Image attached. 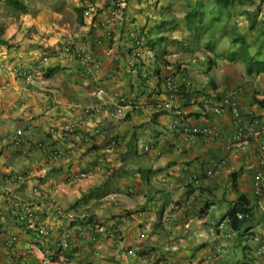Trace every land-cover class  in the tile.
Segmentation results:
<instances>
[{
    "label": "crops",
    "instance_id": "obj_1",
    "mask_svg": "<svg viewBox=\"0 0 264 264\" xmlns=\"http://www.w3.org/2000/svg\"><path fill=\"white\" fill-rule=\"evenodd\" d=\"M20 1L28 13L0 0V264H39L17 256L34 240L52 264H264L261 143L238 137L221 100L238 91L245 127L264 118V72L219 56L239 33L264 60V0H121L108 23L114 0ZM167 75L191 85L170 99ZM241 196L252 216L237 231L227 213Z\"/></svg>",
    "mask_w": 264,
    "mask_h": 264
},
{
    "label": "built area",
    "instance_id": "obj_2",
    "mask_svg": "<svg viewBox=\"0 0 264 264\" xmlns=\"http://www.w3.org/2000/svg\"><path fill=\"white\" fill-rule=\"evenodd\" d=\"M121 0H114L113 5L109 8L107 12V16L105 17V22H111L112 19L117 15L118 10L121 8ZM71 44H67L63 51L66 53L70 52ZM28 79L31 78V73H25L24 74ZM163 84L165 86L166 92L170 99L176 98L182 90V87H189L191 85L189 80H182L179 82L177 78L174 75H167L163 79ZM238 91H227L221 96V100L224 105L230 107L232 109V115L234 121H236L239 125V133L238 137H241L245 132H248L250 136L261 143L260 151L264 155V118L260 116H256L252 118V121L248 127H245L241 123L240 119V113L239 109L237 107L236 103V97H237ZM126 97H122L121 101H126ZM86 114H91V111H86ZM179 126L181 127L182 131L187 134H198L203 133L205 136H212L215 134L213 130H210L208 128L205 129H199L196 127L190 128L187 125L182 124V122L179 123ZM19 133L21 131L19 130ZM115 144V142H113ZM153 143L147 144L144 149L146 151L151 150L153 148ZM216 173V170L208 171L209 175H214ZM82 177L87 176L86 173L81 174ZM258 181L256 183V192L261 193L262 192V177L261 174L258 177ZM11 206L14 211V213L25 223V225L32 230L35 231L36 236L40 239H46L50 236L51 232L50 229L45 225L43 222L42 217L40 216L39 212L37 210H34L33 207H31L28 204H25L22 199H20L17 195H13L11 197ZM244 217L243 213H238V218L242 219ZM81 234H83V231H81ZM230 233L227 234V237H230ZM145 235L142 234V238ZM64 240L61 241L57 247L58 248H67L69 246L68 239L70 237L69 233H66L64 235ZM18 236L12 235L7 239L8 245H14V243L17 241ZM264 250V248H263ZM53 254L54 252L51 250H48L42 245V243L39 242V240L31 241L27 248L21 251H18L17 256L19 258L26 257V256H32L36 260L39 261V264H52L53 263Z\"/></svg>",
    "mask_w": 264,
    "mask_h": 264
},
{
    "label": "trees",
    "instance_id": "obj_3",
    "mask_svg": "<svg viewBox=\"0 0 264 264\" xmlns=\"http://www.w3.org/2000/svg\"><path fill=\"white\" fill-rule=\"evenodd\" d=\"M235 0H218L222 2V7L227 8ZM7 7L15 10L16 12L26 14L28 13V6L25 5L20 0H6ZM80 14V20H82L81 13L83 11L82 7L76 8ZM232 43L238 44L239 47L234 50H229L227 52L219 54L222 59H226L232 62H243L249 73L259 74L264 72V60L257 58L256 53L252 54L250 52L251 43L245 38L244 35L239 33H234L232 38ZM238 213H243L244 217L242 219L238 218ZM252 211L249 207L248 201L245 196L239 197L232 205L227 213V217L230 220L231 226L239 231L243 228L244 224L251 218ZM247 230V229H246Z\"/></svg>",
    "mask_w": 264,
    "mask_h": 264
},
{
    "label": "rangeland",
    "instance_id": "obj_4",
    "mask_svg": "<svg viewBox=\"0 0 264 264\" xmlns=\"http://www.w3.org/2000/svg\"><path fill=\"white\" fill-rule=\"evenodd\" d=\"M238 7H236V8H233V10L234 9H237ZM257 8V5L255 6V9ZM229 12L231 13V11L229 10ZM210 18V15L209 16H207L206 17V21H205V23L209 26V25H211L213 22H211L210 20H207V19H209ZM240 21H241V19H240ZM247 23H250V22H247ZM230 25H232V19H231V21H230ZM247 25V24H246ZM245 25V26H246ZM244 25H241V27H243ZM230 91H233V90H230Z\"/></svg>",
    "mask_w": 264,
    "mask_h": 264
}]
</instances>
